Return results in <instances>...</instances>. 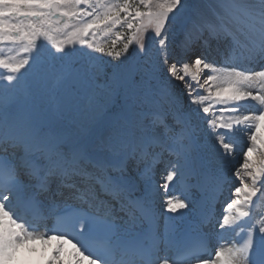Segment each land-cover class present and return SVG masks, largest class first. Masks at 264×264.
Returning a JSON list of instances; mask_svg holds the SVG:
<instances>
[{"label": "snow or ice", "instance_id": "obj_1", "mask_svg": "<svg viewBox=\"0 0 264 264\" xmlns=\"http://www.w3.org/2000/svg\"><path fill=\"white\" fill-rule=\"evenodd\" d=\"M174 27L194 59L168 63ZM133 45L148 58L129 60ZM169 77L184 82L188 105ZM201 120L222 161L235 151L228 134L247 139L218 221L240 239L211 252L207 234L184 244L174 224L161 232L154 208L162 194L183 217L192 189L225 183ZM258 196L264 0H0V264H264V218L249 223Z\"/></svg>", "mask_w": 264, "mask_h": 264}, {"label": "rangeland", "instance_id": "obj_2", "mask_svg": "<svg viewBox=\"0 0 264 264\" xmlns=\"http://www.w3.org/2000/svg\"><path fill=\"white\" fill-rule=\"evenodd\" d=\"M172 37H173V40H174V43H173V45H172V47H171V49H170V52H169V58H168V63L169 64H171V63H173V62H177V63H179V62H181L182 60L179 58V57H177L179 54H178V50H179V48L176 46L177 44H178V42L176 41V38H177V35H176V29H175V27L173 28V30H172V33L170 34ZM154 42V45H153V47L151 48L150 47V45L152 44ZM147 44H148V56H151L154 60H157V61H161L162 60V58H161V56H160V53H159V50H158V44L156 43V41L155 40H149V41H147ZM77 48L79 49L80 48V46L78 45L77 46ZM135 49V50H134ZM51 51H53L54 52V50H51ZM84 51H87L86 49L85 50H83V51H76L75 53H73V55H74V57L75 58H81V57H83V55H84ZM198 51V50H197ZM41 52H42V55H44V56H48L49 55V53H48V50H46V49H42L41 50ZM174 52V53H173ZM14 54V53H13ZM97 55H99V54H97ZM199 55V54H198ZM191 56V58H190V60L191 59H193L194 58V56H193V54H191L190 55ZM148 57L147 56H145V54L144 53H141L140 51H139V49L138 48H136V46L135 45H133L132 47H130V49H129V60H133V59H141V60H143V59H147ZM104 59L105 60H109V59H111V58H109V57H107V56H105L104 57ZM257 70H259V69H257ZM171 78L169 77L168 78V86H169V88L172 90V91H176L177 92V94L180 96V97H182V98H185L186 96H187V94H186V90H184L183 92H184V94H181L178 90L179 89H185L184 88V83L182 82L181 84L182 85H176V87L174 86V88H173V85H171ZM183 87V88H182ZM177 88V89H176ZM175 92V93H176ZM204 126H206L205 124H204ZM201 130H203V131H205L207 134H208V131H207V128H204L203 127V125L201 126ZM237 132L238 133H236V138H237V140H235V144H233L234 146H237V148H235V151L232 153V155H234V154H241V155H239L240 156V159L239 160H233L234 159V156H233V158H232V155L230 156V160H233V161H231V163H230V165L229 166H227V164L225 163V162H228L227 160L226 161H220V162H222L221 164H223L225 167H227V168H224V171L225 172H227V176H229V174L231 173V175L233 176H231V177H229L228 178V180H230V182L227 184V186L229 187V194H230V191L232 190V189H234L233 187H232V185H235L236 187L237 186H239V179L235 176V171L233 172V170L235 169V167L237 166V168H240V166H241V164L243 163V152L245 151V150H241L240 149V147L241 146H245V144H246V140L243 138L244 136L246 137V134H245V132L243 131V130H237ZM244 134V135H243ZM243 135V136H242ZM235 138V139H236ZM204 139V138H203ZM243 140V141H242ZM245 141V142H244ZM244 142V143H243ZM201 143H202V141H201ZM239 145V146H238ZM204 146L206 147L207 146V143L205 142L204 143ZM240 150V151H239ZM220 162L219 161H215L214 163H215V165H219L220 164ZM235 179H237V180H235ZM232 188V189H231ZM226 197H228V202H230V199H231V195H229V196H226ZM262 201L264 202V197H262ZM262 217H261V216ZM264 205H263V209H262V211L259 213V218L258 219H261V218H264ZM257 217H258V215H257ZM222 235L224 236V237H226L227 236V241L226 242H228V235H226L225 234V231H222ZM225 242V243H226Z\"/></svg>", "mask_w": 264, "mask_h": 264}, {"label": "bare ground", "instance_id": "obj_3", "mask_svg": "<svg viewBox=\"0 0 264 264\" xmlns=\"http://www.w3.org/2000/svg\"><path fill=\"white\" fill-rule=\"evenodd\" d=\"M183 37L182 36H177V38H176V41L179 43V41L182 39ZM178 52V56L177 57H179L182 61L183 60H190V58H191V53L188 55V56H185V55H183L182 53H181V51H180V49L177 51ZM196 52H199V50L198 51H196ZM174 53V52H173ZM215 53V52H214ZM216 54V56L217 57H219L220 59H221V57L217 54V53H215ZM196 55V54H195ZM194 56V55H193ZM195 58V57H194ZM193 58V59H194ZM260 68V67H259ZM171 85H173V88H174V86L176 87V85H182L181 83H182V81H179V80H175V79H172L171 78ZM184 83V82H183ZM183 88V87H182ZM177 89V88H176ZM185 89H179L178 91L181 93V94H184V91ZM174 92V91H173ZM176 92V91H175ZM174 92V93H175ZM179 98H181V100H182V102L185 104V105H188L189 103H190V101L188 100V97L186 96L185 98H182V97H180L178 94H177V92L175 93ZM192 107H195L194 105L192 106ZM204 122L201 120V121H199V134H201L203 137L201 138V141L203 142V143H207L208 144V146H209V148L208 149H205L204 147H203V144H201L202 145V148H203V151L205 152V154L208 156V158H209V162L211 163V165L213 166V167H218V166H220L221 165V163L222 162H220V161H222L221 160V155H220V153H221V151L222 150H220L219 149V147H218V145H216L215 144V140H214V137H212L211 135H209V134H207L205 131H203V130H201V126L203 125V127L204 128H206V126H204ZM221 131H223V130H221ZM236 133H238L237 132V130L236 131H234L233 133H231L232 134V138H231V143H235V140L237 139L236 138ZM244 135V134H243ZM242 135V136H243ZM204 138V139H203ZM236 138V139H235ZM245 140H246V144H245V146L243 147V146H241L240 147V149L241 150H246V146H247V139H246V137L244 136L243 137ZM226 139H227V137H226ZM229 141V140H228ZM243 141V140H242ZM245 142V141H244ZM243 142V143H244ZM233 143V144H234ZM234 148H237V146H234ZM239 155H241V154H234V155H232V158H233V156H234V159L233 160H239L240 159V156ZM233 160H230V157L227 159V161L228 162H225L226 164H227V166H229L230 165V163H231V161H233ZM214 161H219L220 162V164L219 165H215V163H214ZM214 164V165H213ZM161 166H163V165H160L159 167H158V171H157V176H156V179L158 180L159 179V172L160 171H162L163 169H162V167ZM227 168V167H226ZM238 168H237V166L235 167V169L233 170V172L234 171H236ZM226 171V170H225ZM230 176H232V175H230ZM229 176H227V178H228ZM233 177V176H232ZM235 180H237V179H235ZM232 187L233 188H235L236 186L235 185H232ZM232 189V188H231ZM178 190V189H177ZM233 190L234 189H232L231 191L233 192ZM232 192H231V194H232ZM175 194H177L178 195V193L179 192H177V191H175L174 192ZM228 193H229V191H228ZM229 195V194H228ZM154 205L156 206V208H157V210H158V212L159 213H161V212H163L165 215H167V212L165 211V208H164V205H163V200H162V194H158L157 195V197H156V199H155V202H154ZM220 211H222L223 212V208H221V210ZM222 212H219V214H221L222 216H223V214H224V212L222 213ZM261 216V215H260ZM264 216V215H263ZM262 217V216H261ZM260 220V219H259ZM258 220L256 219L255 220V223L257 222ZM196 229H198V228H196ZM200 231H202V228H200L199 229V232ZM232 231V230H231ZM230 234H232V236L233 235H235L236 233L235 232H233L232 231V233H230ZM217 240V239H216ZM55 244H56V241H53L52 242V244H51V246H49L48 247V254H51V251H52V247L53 246H55ZM41 264H44V261H41Z\"/></svg>", "mask_w": 264, "mask_h": 264}]
</instances>
